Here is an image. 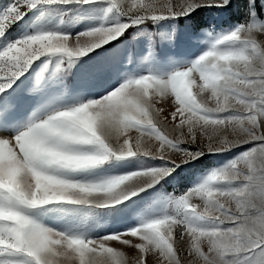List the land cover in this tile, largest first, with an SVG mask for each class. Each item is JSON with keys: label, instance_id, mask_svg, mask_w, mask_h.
Listing matches in <instances>:
<instances>
[{"label": "snow or ice", "instance_id": "6c2138e0", "mask_svg": "<svg viewBox=\"0 0 264 264\" xmlns=\"http://www.w3.org/2000/svg\"><path fill=\"white\" fill-rule=\"evenodd\" d=\"M0 264H264V0L0 4Z\"/></svg>", "mask_w": 264, "mask_h": 264}, {"label": "rangeland", "instance_id": "374dc122", "mask_svg": "<svg viewBox=\"0 0 264 264\" xmlns=\"http://www.w3.org/2000/svg\"><path fill=\"white\" fill-rule=\"evenodd\" d=\"M7 3V0H0V4Z\"/></svg>", "mask_w": 264, "mask_h": 264}]
</instances>
